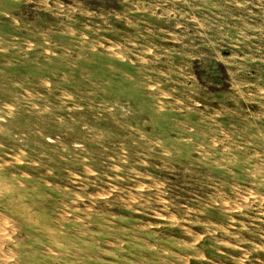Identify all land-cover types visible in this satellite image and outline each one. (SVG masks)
I'll return each instance as SVG.
<instances>
[{
  "label": "rangeland",
  "instance_id": "1",
  "mask_svg": "<svg viewBox=\"0 0 264 264\" xmlns=\"http://www.w3.org/2000/svg\"><path fill=\"white\" fill-rule=\"evenodd\" d=\"M0 264H264V0H0Z\"/></svg>",
  "mask_w": 264,
  "mask_h": 264
},
{
  "label": "bare ground",
  "instance_id": "2",
  "mask_svg": "<svg viewBox=\"0 0 264 264\" xmlns=\"http://www.w3.org/2000/svg\"><path fill=\"white\" fill-rule=\"evenodd\" d=\"M131 8V7H130ZM87 131V130H86ZM189 206V205H188ZM116 209V208H115ZM247 220V219H246ZM136 231V230H135ZM123 237V236H122ZM207 257V256H206ZM175 260V259H174Z\"/></svg>",
  "mask_w": 264,
  "mask_h": 264
}]
</instances>
